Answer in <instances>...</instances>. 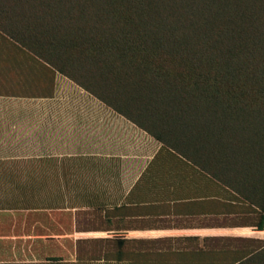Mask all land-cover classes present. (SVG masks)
<instances>
[{
	"label": "trees",
	"instance_id": "obj_1",
	"mask_svg": "<svg viewBox=\"0 0 264 264\" xmlns=\"http://www.w3.org/2000/svg\"><path fill=\"white\" fill-rule=\"evenodd\" d=\"M1 68L72 81L249 208L234 227L264 231V0H0ZM232 264H264V246Z\"/></svg>",
	"mask_w": 264,
	"mask_h": 264
},
{
	"label": "crops",
	"instance_id": "obj_2",
	"mask_svg": "<svg viewBox=\"0 0 264 264\" xmlns=\"http://www.w3.org/2000/svg\"><path fill=\"white\" fill-rule=\"evenodd\" d=\"M0 71V264H200L264 234L226 225L216 181L72 81Z\"/></svg>",
	"mask_w": 264,
	"mask_h": 264
},
{
	"label": "rangeland",
	"instance_id": "obj_3",
	"mask_svg": "<svg viewBox=\"0 0 264 264\" xmlns=\"http://www.w3.org/2000/svg\"><path fill=\"white\" fill-rule=\"evenodd\" d=\"M222 190V189H221ZM219 195L224 197L225 199L233 200L234 195L232 193L225 191L224 189L219 192ZM231 203V202H230ZM231 214L227 216L226 225L229 226H237L242 225L244 223L250 222V214L249 208L240 205L238 203L232 202L231 208L228 209ZM47 216V217H46ZM44 217L43 222V234L49 235V217L46 215ZM251 231L255 229L252 227H248ZM59 235H64L66 231V222L65 217H59V224L57 228ZM48 248H43L42 254L44 255L45 252L49 253L50 243H44ZM264 246V234H254L251 233V237L242 238L241 240H224L219 242L217 246V250H212L210 257H203L201 259L200 264H232L236 259L241 256L248 255L250 253H254L258 249ZM58 253L65 254V249H63L62 245L58 244ZM64 253H61V252ZM214 253V255H213Z\"/></svg>",
	"mask_w": 264,
	"mask_h": 264
}]
</instances>
